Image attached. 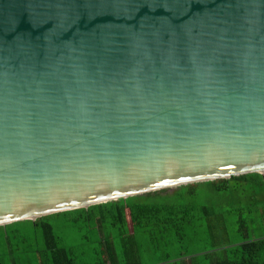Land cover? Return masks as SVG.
Instances as JSON below:
<instances>
[{
  "label": "water",
  "instance_id": "water-1",
  "mask_svg": "<svg viewBox=\"0 0 264 264\" xmlns=\"http://www.w3.org/2000/svg\"><path fill=\"white\" fill-rule=\"evenodd\" d=\"M264 174V0H0V225Z\"/></svg>",
  "mask_w": 264,
  "mask_h": 264
},
{
  "label": "trees",
  "instance_id": "trees-1",
  "mask_svg": "<svg viewBox=\"0 0 264 264\" xmlns=\"http://www.w3.org/2000/svg\"><path fill=\"white\" fill-rule=\"evenodd\" d=\"M168 190L0 225V264H179L214 245L233 247L215 264H264V174Z\"/></svg>",
  "mask_w": 264,
  "mask_h": 264
},
{
  "label": "crops",
  "instance_id": "crops-1",
  "mask_svg": "<svg viewBox=\"0 0 264 264\" xmlns=\"http://www.w3.org/2000/svg\"><path fill=\"white\" fill-rule=\"evenodd\" d=\"M213 236L211 239L216 237L217 232L210 233ZM216 243V241H214ZM233 247L232 245H222V246H216L208 249H197L194 248L189 252L187 255H179L177 257V262L179 264H182L183 262L185 264H206V263H211L215 264V261L218 262L219 259H217L220 256H225L224 259H227L229 256V251L232 250ZM177 251H180V248H177ZM205 256L211 257L209 258H204ZM204 258V259H203Z\"/></svg>",
  "mask_w": 264,
  "mask_h": 264
},
{
  "label": "rangeland",
  "instance_id": "rangeland-1",
  "mask_svg": "<svg viewBox=\"0 0 264 264\" xmlns=\"http://www.w3.org/2000/svg\"><path fill=\"white\" fill-rule=\"evenodd\" d=\"M201 188L202 189H204V187L203 186H201ZM169 190H168V192H171L172 190H173V188H168ZM54 221L55 222H60L61 221V219H59V218H55L54 219ZM228 224H229V226L231 227V228H235L238 224H237V222H236V217L235 216H233V215H231L230 217H229V219H228ZM62 228V227H61ZM58 233L60 234V232L58 231ZM63 236V235H62ZM65 240H66V242H72L73 241V237H72V234L71 233H67V234H65Z\"/></svg>",
  "mask_w": 264,
  "mask_h": 264
}]
</instances>
